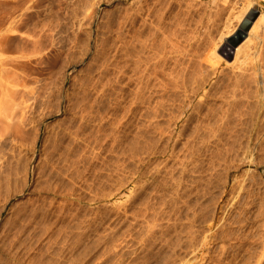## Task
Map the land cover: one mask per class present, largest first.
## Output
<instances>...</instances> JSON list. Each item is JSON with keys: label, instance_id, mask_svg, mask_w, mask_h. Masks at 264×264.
I'll list each match as a JSON object with an SVG mask.
<instances>
[{"label": "rangeland", "instance_id": "rangeland-1", "mask_svg": "<svg viewBox=\"0 0 264 264\" xmlns=\"http://www.w3.org/2000/svg\"><path fill=\"white\" fill-rule=\"evenodd\" d=\"M225 1L0 0V264H264V28L230 65Z\"/></svg>", "mask_w": 264, "mask_h": 264}, {"label": "bare ground", "instance_id": "bare-ground-1", "mask_svg": "<svg viewBox=\"0 0 264 264\" xmlns=\"http://www.w3.org/2000/svg\"><path fill=\"white\" fill-rule=\"evenodd\" d=\"M91 1V0H90ZM141 1V0H140ZM139 0H132L133 3L137 4L138 2H140ZM146 1V0H145ZM225 1V0H224ZM226 2V1H225ZM228 2V1H227ZM193 3V2H192ZM249 3V2H248ZM140 4V3H139ZM143 4V3H142ZM141 4V5H142ZM228 4V3H227ZM245 4V3H244ZM203 5V4H202ZM91 6V5H90ZM144 6V4H143ZM137 7V6H136ZM143 10V8H142ZM95 11V10H94ZM228 11V10H227ZM244 12H241V16L237 17L239 20L238 22L240 23V26L238 28V30L235 32H231V36L230 39H228L227 41H225V45L221 46V48H219L218 50V54L220 55V57H222L223 59H225L223 56H233L232 60H226V62L228 61L231 65V63H234L236 57L242 52L243 48L246 47V44L249 43L253 32L259 29L264 28V13H261L258 10L257 4H256V0L251 2V4L249 5V7L246 10H242ZM135 13V12H134ZM146 13V12H145ZM142 14V13H141ZM148 14V13H147ZM140 15V14H139ZM157 15V14H156ZM147 17V15H145ZM144 16V17H145ZM151 16V15H150ZM136 14H135V18H136ZM146 17H145V22H146ZM155 17V16H154ZM214 17V16H213ZM218 17V16H217ZM135 18H133L134 20H136ZM142 19V18H141ZM215 20V19H214ZM235 20V19H234ZM137 21V20H136ZM143 21V22H144ZM148 21V20H147ZM157 21V20H156ZM133 22V21H132ZM142 22V21H141ZM152 22V21H151ZM134 23V22H133ZM158 23V22H157ZM230 23V22H228ZM137 24V23H136ZM146 24V23H145ZM214 24V23H213ZM227 24V23H226ZM143 25V24H142ZM236 25V24H235ZM248 28V30L245 29V27ZM145 26V25H144ZM216 26V25H215ZM135 27V25H134ZM143 27V26H142ZM149 27V26H148ZM152 27V26H151ZM141 28V27H140ZM135 29V28H134ZM159 29V28H158ZM219 30V29H218ZM138 31V29H137ZM137 31H133L132 34V38H131V46H130V57H131V76H130V82H131V87H132V106L134 108V106L136 107L137 104L141 101L140 97L142 92H145V90L147 91V86L148 85V80H149V76H151V74L153 75V73L151 72V74L149 75V65L152 61L147 57V53H148V45H147V40L144 37H140V35L138 36L139 33H137ZM143 30H141L142 32ZM161 31V30H159ZM205 33V32H204ZM146 34V33H145ZM144 34V35H145ZM230 34V33H229ZM129 35V34H128ZM142 36V35H141ZM228 36V35H227ZM147 37V36H146ZM149 37V36H148ZM210 37V36H209ZM228 37H225V39ZM148 39V38H147ZM221 39H224L223 37ZM220 39V40H221ZM239 39H241V41L238 43V45L234 46L235 41H239ZM149 40V39H148ZM233 41V43H231V41ZM192 41V40H191ZM206 41V40H205ZM216 42V40H215ZM224 42V41H223ZM253 42V41H252ZM213 43V42H212ZM220 43V42H219ZM152 44V43H151ZM200 44V43H199ZM206 44V42H205ZM215 44V43H214ZM126 46V45H125ZM124 46V47H125ZM154 46V44H153ZM163 46V45H162ZM216 46V45H215ZM217 47V46H216ZM128 48V47H127ZM154 48V47H153ZM152 48V49H153ZM161 48V47H160ZM192 48V47H191ZM198 48V47H197ZM158 49V48H157ZM151 50V48H150ZM154 50V49H153ZM159 50V49H158ZM175 50V49H174ZM186 50V49H185ZM164 51V50H163ZM173 51V50H172ZM150 54V53H149ZM159 54V53H158ZM168 54V53H167ZM151 55V54H150ZM155 59V58H154ZM158 59V58H157ZM161 62V61H160ZM236 62V61H235ZM129 64V63H128ZM157 64V63H155ZM164 64V63H163ZM152 66V65H151ZM159 66V65H158ZM160 67V66H159ZM158 68V67H157ZM156 69V68H155ZM164 70V69H163ZM152 71V70H151ZM162 72V71H161ZM160 73V72H159ZM165 73V72H164ZM187 73V72H186ZM195 73V72H194ZM155 74V73H154ZM157 74V73H156ZM159 75V74H158ZM155 76V75H154ZM172 76V75H171ZM186 76V75H185ZM191 76V75H190ZM158 77V76H157ZM169 77V76H168ZM151 78V77H150ZM172 78V77H171ZM176 78V77H175ZM190 79V78H189ZM194 79V78H193ZM164 80V79H163ZM154 81V80H153ZM156 81V80H155ZM162 82V81H161ZM168 82V81H167ZM171 82V81H170ZM194 82V81H193ZM129 83V82H128ZM160 83V82H159ZM158 84V83H157ZM164 84V83H163ZM172 84V83H171ZM150 85V84H149ZM154 85V84H153ZM162 85V84H161ZM176 85V84H175ZM174 85V87L172 88L174 90H177L176 86ZM195 85V84H194ZM165 86V85H164ZM170 86V85H169ZM173 86V85H171ZM170 86V87H171ZM178 86V85H177ZM160 87V86H159ZM168 85L166 87L161 88L162 90L164 88L167 89ZM196 87V86H195ZM169 88V87H168ZM171 89V88H170ZM182 89V88H181ZM187 89V88H186ZM157 90V89H156ZM180 90V89H179ZM232 90V89H231ZM150 91V90H149ZM169 91V89L167 90ZM171 91V90H170ZM162 91H160L161 93ZM164 92V91H163ZM162 92V93H163ZM172 93V92H171ZM175 93V92H173ZM172 93V94H173ZM223 93V92H222ZM233 93V92H232ZM145 94V93H143ZM142 94V95H143ZM170 94V93H169ZM177 94V92H176ZM179 94V93H178ZM163 95V94H162ZM161 95V96H162ZM166 95V93H165ZM164 95V96H165ZM190 95V94H189ZM145 96V95H143ZM177 96V95H176ZM231 96V95H230ZM163 97V96H162ZM182 98V96H180ZM225 97V96H224ZM233 97V96H232ZM143 97H141L142 99ZM184 98V97H183ZM182 98V99H183ZM162 99V98H161ZM160 99V100H161ZM190 99V98H189ZM257 99V98H256ZM140 100V101H139ZM159 100V101H160ZM177 100V99H175ZM180 100V99H178ZM191 100V99H190ZM139 101V102H138ZM184 101V100H183ZM235 101V100H234ZM258 101V100H257ZM142 102V101H141ZM175 102V101H174ZM180 102V101H179ZM250 102V101H249ZM159 103V102H158ZM169 103V102H168ZM171 103V102H170ZM177 103V102H176ZM191 103V102H190ZM163 104V101L162 103ZM174 104V103H173ZM178 104V103H177ZM165 105V104H164ZM170 105V104H169ZM175 105V104H174ZM181 105V104H180ZM185 105H189L190 104H185ZM201 105V104H200ZM199 105V107H200ZM183 106V105H182ZM159 107V106H158ZM165 107V106H164ZM170 107V106H169ZM173 107V106H172ZM176 107V106H175ZM185 107V106H184ZM232 107V106H231ZM240 107V106H239ZM132 108V107H131ZM132 108V109H133ZM163 108V107H162ZM178 108V107H177ZM181 108V107H180ZM189 108V107H188ZM214 108V107H213ZM160 109V107H159ZM186 109V108H185ZM226 109V108H225ZM237 109V108H236ZM162 110V109H161ZM180 110V109H179ZM253 110V109H252ZM259 110V109H258ZM133 112V111H132ZM177 112V111H175ZM230 112V111H229ZM200 113V112H199ZM174 114V113H173ZM178 114V113H177ZM186 114V113H185ZM218 115V114H217ZM230 115V114H229ZM243 115V114H242ZM180 116V114H179ZM182 116V115H181ZM247 117V116H246ZM181 118V117H180ZM179 118V119H180ZM226 118V117H225ZM178 119V120H179ZM208 120V119H207ZM157 121V120H156ZM202 121V120H201ZM217 122V121H216ZM214 123V122H213ZM151 126V125H150ZM209 126V125H208ZM183 128V127H182ZM187 129V128H186ZM208 129V128H207ZM197 130V129H196ZM200 130V129H199ZM210 130V129H209ZM183 132V131H182ZM202 133V132H201ZM17 259V258H16ZM15 259V260H16ZM18 260V259H17ZM16 260V261H17ZM20 262V261H19ZM16 263V262H15Z\"/></svg>", "mask_w": 264, "mask_h": 264}, {"label": "crops", "instance_id": "crops-1", "mask_svg": "<svg viewBox=\"0 0 264 264\" xmlns=\"http://www.w3.org/2000/svg\"><path fill=\"white\" fill-rule=\"evenodd\" d=\"M231 2L233 3L234 0H231ZM230 36H231V35H230ZM230 36H224V37H223L224 39H221V38H219V35H218V36H217L216 38H214L213 40H210V41L208 40V41H209V43H208V44H209V47H211V46H212V47H215V51L218 52L219 48H221V46L225 45V43H226L225 41H227L228 39H230ZM225 37H228V38L225 39ZM220 39H221V40H220ZM215 40H216V42H215ZM223 41H224V42H223ZM212 42H213V43H212ZM219 42H220V43H219ZM214 43H215V44H214ZM221 44H223V45H221ZM215 45H216L217 47H216ZM246 45H247V44H246Z\"/></svg>", "mask_w": 264, "mask_h": 264}, {"label": "built area", "instance_id": "built-area-1", "mask_svg": "<svg viewBox=\"0 0 264 264\" xmlns=\"http://www.w3.org/2000/svg\"><path fill=\"white\" fill-rule=\"evenodd\" d=\"M256 4H257V7H258V10L261 13H264V0H256Z\"/></svg>", "mask_w": 264, "mask_h": 264}, {"label": "water", "instance_id": "water-1", "mask_svg": "<svg viewBox=\"0 0 264 264\" xmlns=\"http://www.w3.org/2000/svg\"><path fill=\"white\" fill-rule=\"evenodd\" d=\"M249 26H250V25H248L247 28L245 27V29L248 30ZM230 41H231V43H233L232 40H230ZM240 41H241V39H239V41H235L234 46L238 45V43H239ZM223 57H224L226 60H229V61L232 60V58H233V56H229V55H227V56L224 55Z\"/></svg>", "mask_w": 264, "mask_h": 264}]
</instances>
